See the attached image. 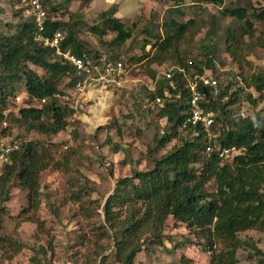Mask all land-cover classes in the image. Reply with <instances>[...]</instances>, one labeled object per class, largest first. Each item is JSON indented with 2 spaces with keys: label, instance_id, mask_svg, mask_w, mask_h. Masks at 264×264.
I'll list each match as a JSON object with an SVG mask.
<instances>
[{
  "label": "trees",
  "instance_id": "trees-1",
  "mask_svg": "<svg viewBox=\"0 0 264 264\" xmlns=\"http://www.w3.org/2000/svg\"><path fill=\"white\" fill-rule=\"evenodd\" d=\"M74 1L61 0L57 6L68 7ZM172 1L176 5L168 10L162 35L153 36L146 30L153 43L145 41L143 48L150 46V51L143 57L132 58L130 62L142 63L148 59L145 62L146 74L154 81L157 73L150 67L166 66L168 62L187 72L190 68L195 74L203 75L205 70H209L213 75V54L217 44L200 47L198 55L201 60L194 59L196 38L205 25L197 19L180 23L179 18L184 16L181 10L184 0ZM192 1L201 3V0ZM204 1L220 6L222 18L230 17L235 22L243 23L224 32L223 52L238 67L239 74L234 75L225 88L219 85L218 95L204 104L207 111L215 114L211 130L216 138L211 141L205 139L200 128L190 125L183 128L189 105L188 92L184 88L186 82L181 73L172 72L171 80L162 76L155 90L148 95L151 101L156 98L163 100V108L157 110V117L166 121L162 135L154 139V148L148 149L152 168L134 170L131 177L119 179L102 209L105 226L101 227L98 235L100 241L105 238L112 240L118 264H133L138 254L151 255L160 248L169 219L175 226H184L197 238L195 246L209 255L208 264H244L237 256L240 251L247 252L245 264H264V252L240 238L246 232L264 233V116L258 114L255 118L242 119L238 110L243 101L252 109L263 104L260 112L264 115V71L251 73L252 64L247 61L255 47L264 48L260 39H255L252 23L253 20L264 24V0H260L261 8L252 12V20H249L245 8L231 9L223 5L224 0ZM41 2L45 8L52 5L50 0ZM57 6L52 7L54 12L58 10ZM115 13L116 9L101 13L97 24L88 27L87 32L99 37L113 34L115 37L109 45L120 48L131 39L132 31L114 18ZM76 24L72 15L66 23L61 19L47 20L42 37L50 39L54 33L61 31L65 34L59 46L61 51H69L77 58L83 53L91 55L73 30ZM210 24L204 34V40L208 43L212 39L219 40L215 37L213 21ZM10 28V33L0 30V139L10 130L1 129L5 121L42 136L58 135L67 129L68 118L74 115L68 103L63 101L65 91L59 87L64 79L70 78L67 88L71 89L76 80L75 71L67 62L55 58L53 49L36 41L38 32L33 19L19 22L15 30L14 27ZM245 38L249 42H245ZM93 57L98 58V53ZM117 59L118 55L112 56L107 62H117ZM31 67L42 70L44 75H38ZM20 81L24 82V90L29 98L25 103L28 105L18 107L14 113L7 104L10 98L14 100L15 87ZM170 82L175 87L174 91L169 87ZM245 89L257 97L246 93ZM198 90L210 94V89L203 88L201 83H198ZM33 100L35 102L30 103ZM6 111L10 112L5 116ZM112 129L120 132L119 127ZM73 135L76 137V131ZM175 139L179 144L156 159L155 156ZM207 146L214 149L210 154H205ZM216 146L221 150L239 151V154L231 162L226 159L222 164L219 152L215 151ZM50 147L54 146L23 142L18 152L10 154L12 163L0 168V213L2 204L9 201L11 188L15 187L26 192L28 202L19 218H23V222L38 223L31 218L41 205V172L48 168L65 174L72 171L68 148L62 149V153L59 150L58 160L53 157ZM117 148L112 147L114 151ZM209 186L215 187V191L209 193ZM80 195L74 193L69 200L79 203ZM80 211L84 216L85 212L90 213V209L83 207H80ZM28 214L31 217H27ZM9 248L12 250L11 245ZM181 261L190 264L184 257Z\"/></svg>",
  "mask_w": 264,
  "mask_h": 264
},
{
  "label": "rangeland",
  "instance_id": "rangeland-1",
  "mask_svg": "<svg viewBox=\"0 0 264 264\" xmlns=\"http://www.w3.org/2000/svg\"><path fill=\"white\" fill-rule=\"evenodd\" d=\"M50 1L52 5L45 8L47 14L54 16L55 19L60 18L65 23L72 15L77 23L73 30L86 45L87 51L92 53L91 57L95 53L103 59L118 55V59L126 63L127 69L118 87L93 85L86 89L80 98H71L72 102L77 103L82 109L76 116L68 118L69 126L58 135L42 136L35 131L28 132L23 126L8 124L9 139H16L22 144L36 142L46 147L54 146L50 148L53 150V157L58 160L60 151L62 153V149L68 148L72 171L65 174L48 168L41 172V205L31 218L37 220V224L31 221L23 222V218H19L28 205L26 192L11 188L9 201L2 204L0 213V264H118L112 240L105 238L100 241L98 235L101 227L105 226L102 212L104 203L112 194L119 179L131 177L134 170L145 171L152 168V163L148 159V149L154 148V139L162 135L166 125L165 120L158 119V111L152 108L148 97L157 86V82L146 74L145 62L148 59L142 63L130 60L143 57L150 51V46L143 48L145 41L153 43L146 30L153 36H161L168 10L176 3L172 0H118L109 5L105 4L104 0H76L68 7L62 5L65 10L57 6L61 4V0ZM203 1L194 3L192 0H184L181 6L184 16L178 18L180 23L191 19L204 23V30L196 38L192 57L200 61L198 55L200 47L216 43L213 76L216 75L220 87L225 88L234 75L238 76L239 70L223 52L224 32L227 28H236L243 23L235 22L230 17L222 18L220 6ZM260 4V0H224L223 5L231 9L238 7L247 9L249 20H252L251 14L261 8ZM56 6L60 10L54 12L52 7ZM111 9H116L114 18L132 31L131 39L120 48L109 45L115 37L113 34L99 37L87 32L88 27L97 24L101 13ZM27 10L28 8L17 0H0V30L10 33L12 30L10 27H14L15 30V25L19 22L30 19L26 14ZM210 21H213L215 37L219 40L212 39V42L208 43L204 40V34L211 26ZM252 23L255 39H260L264 46V24L253 20ZM255 39L251 42L254 43ZM245 42H249V39L245 38ZM247 61L252 64L251 73L264 71V48L255 47ZM170 64L172 63L168 62L165 65ZM32 69L38 75H44L42 70ZM150 69L158 74L156 81H159L167 70L162 66H152ZM210 73L206 72L214 78ZM69 80L70 78H66L62 81L59 87L61 91L68 90ZM237 81L240 83L239 78ZM245 92L257 97L248 89H245ZM15 95L25 100L23 81L16 84ZM111 95L112 102L109 104ZM105 102L107 105L105 115L97 122L94 112ZM19 105L20 103H16L13 98H10L7 104L11 112L18 107L21 108ZM262 109V105L252 109L243 101L238 110L243 111L248 117L255 118L258 114L264 116L260 112ZM111 127H119L120 132L116 129L111 130ZM74 131L76 137L73 135ZM177 144L179 141L173 140L155 158H159ZM113 146L118 147V152L112 149ZM214 191L215 187H208L209 193ZM74 193H81L79 203L69 200ZM80 207L90 209V213L85 212L84 216ZM28 215L27 217H31V214ZM240 238L255 244L264 252V233L246 232L241 234ZM161 243L163 245L155 249L151 255L138 254L133 264H185L181 261L182 257L190 261V264H208L209 255L195 246L198 243L197 238L184 226H175L171 219L166 222ZM9 245L12 246V250ZM246 255L247 252L238 253L241 263H247Z\"/></svg>",
  "mask_w": 264,
  "mask_h": 264
},
{
  "label": "built area",
  "instance_id": "built-area-1",
  "mask_svg": "<svg viewBox=\"0 0 264 264\" xmlns=\"http://www.w3.org/2000/svg\"><path fill=\"white\" fill-rule=\"evenodd\" d=\"M118 0H105L108 4H114ZM25 2V0H23ZM28 7L31 10V13L35 17L36 26L38 27L39 32L43 31V22L45 20V12L42 10V6L39 0H29ZM64 37L60 32H57L53 35V38L49 41H46L45 44L50 47H54L57 51V55L62 56V58L70 65L75 71V85L72 89L66 92L64 96V101L70 104V108L75 110L80 109L81 107L77 103H73L71 98H80V96L86 91L90 86L101 85H116L118 86L119 81L124 78L126 66L121 61L117 62H106L103 59L94 61L89 57L83 55L80 58H77L70 54L69 51L60 53L59 45L63 41ZM163 76L167 80H171L172 72L178 71L183 75V78L186 82L184 88L188 92V102L189 105L187 118L184 122L183 128L186 125H190L193 128H200L201 132L204 134L205 138L211 140L215 138V134L212 133L211 128L214 124V114L205 109L204 104H207L211 98H214L218 95V85L217 81L214 79H207L203 76L190 75L185 70L178 68L177 66H169L166 68ZM193 73L192 70H190ZM198 83H201V86L204 88L207 87L210 89V94L207 95L204 91L198 90ZM169 87L172 90H175V87L172 82L169 83ZM16 103H23L21 97H15ZM163 108V100L156 98L152 103V108ZM244 118L245 116L241 114ZM6 127V123L2 124ZM206 152L209 154L213 151L211 146H207ZM19 148L18 143L12 142L7 143L4 140L0 145V164H6L10 161L9 155L11 152L17 151ZM217 151L220 149L217 148ZM229 150L220 151V156L228 158L230 155ZM236 154V153H235Z\"/></svg>",
  "mask_w": 264,
  "mask_h": 264
},
{
  "label": "clouds",
  "instance_id": "clouds-1",
  "mask_svg": "<svg viewBox=\"0 0 264 264\" xmlns=\"http://www.w3.org/2000/svg\"><path fill=\"white\" fill-rule=\"evenodd\" d=\"M28 2H29V0H25V2H23V0L21 1V3L22 4H24L27 8H28V10L26 11V14H27V16L29 17V18H31V19H33V21H34V24H35V27H36V29H37V32H38V34H37V37H36V41L37 42H42L43 43V46L44 47H48V48H50V49H53L54 50V55H55V58H57V59H59V60H63V61H65L63 58H62V56H59V55H57V51H56V49L54 48V47H50L49 45H46L45 44V42L46 41H49V40H51L52 38H53V36H52V38H50V39H47V38H43L42 37V34L44 33V30H45V22L47 21V20H51V21H53V20H55V18H53L54 16H51V15H48L47 14V12H46V10H45V7L43 6V4H42V2H41V0H39V2H40V4H41V6H42V10L45 12V20H44V22H43V31H41V32H39V30H38V27L36 26V20H35V17L33 16V14L31 13V10H30V8L28 7ZM104 3L105 4H108V3H106L105 2V0H104ZM109 5H113V4H109ZM56 19H60V18H56ZM57 32H60L62 35H63V37H64V39H65V34L64 33H62L61 31H57ZM56 32V33H57ZM55 34V33H54ZM53 34V35H54ZM63 39V40H64ZM62 43V42H61ZM60 43V44H61ZM60 46V45H59ZM59 49V52L60 53H64V52H67V51H61L60 50V48H58ZM83 55H85V56H87V57H89L90 59H92V60H94V61H97V60H99V59H103L102 57H98V58H94V57H91V55H88V54H86V53H83L82 55H81V57L83 56ZM103 60H105L106 62H107V59H103ZM120 61V60H119ZM66 62V61H65ZM125 64V66H126V63H124ZM170 66H172V64H170ZM175 66V65H174ZM163 67H165V69L166 68H168L169 67V65H166V66H162V68ZM178 68H180V67H178ZM126 69H127V67H126ZM180 69H182V68H180ZM183 70H185V69H183ZM186 71V70H185ZM187 72V71H186ZM206 72H210L209 70H205V72H204V74L203 75H198V74H195L194 72L193 73H191L190 72V68H189V71L187 72L188 74L190 73V75H197V76H203V77H205V78H207V79H214V80H216V78L217 77H214L211 73V75L214 77V78H212L210 75H207L206 74ZM158 75V74H157ZM163 76V75H162ZM164 77V76H163ZM158 77H156V79H157ZM156 79H155V82H158V81H156ZM166 79V78H165ZM167 80V79H166ZM217 81V80H216ZM157 84V83H156ZM75 85V84H74ZM217 85H218V92H219V84H218V82H217ZM105 86H107V87H114V88H116V87H118V86H116V85H105ZM74 87V86H73ZM72 87V88H73ZM203 87V86H202ZM71 88V89H72ZM90 88V87H89ZM204 88V87H203ZM88 89V88H87ZM171 89V88H170ZM70 89H68V90H65V95L64 96H66V92L67 91H69ZM172 90V89H171ZM172 91H174V90H172ZM151 92H153V91H151ZM108 94V93H107ZM16 97V96H15ZM15 97H14V101H15ZM20 97V96H19ZM22 98V97H21ZM64 98V97H63ZM24 101H23V103H21L19 106L22 108V107H27V105H28V103H25V101H28V96L26 95V93H25V95H24ZM212 99V98H211ZM23 100V99H22ZM155 100V99H154ZM153 100V101H154ZM63 101H64V99H63ZM153 101H151V104L153 103ZM35 102V100H33L32 102H30V103H34ZM44 101H42V103H43ZM65 102V101H64ZM111 102H112V95L110 96V98H109V104H111ZM67 104V103H66ZM32 105H35V104H32ZM68 105V107H70V104H67ZM164 105V104H163ZM260 105H262L263 106V104H260ZM259 105V106H260ZM110 106V105H109ZM258 106V107H259ZM257 107V108H258ZM154 108H156L157 110L158 109H160V108H157V107H154ZM82 108H80V109H78V110H76V112H75V110H73V112H74V115L73 116H76L77 114H78V112H79V110H81ZM8 112H10V111H6L5 113H4V115L6 116V114L8 113ZM14 113H16L17 112V109L15 110V111H13ZM241 114H243L245 117L243 118L242 116H241ZM72 116V117H73ZM240 116L242 117V119H245V118H247L248 116H246L244 113H243V111L241 112L240 111ZM214 118H215V114H214ZM3 123H6V127H4L2 124ZM2 124H1V129H7L8 128V123L5 121V122H3ZM214 125V124H213ZM212 131V130H211ZM7 133V132H6ZM212 133H213V131H212ZM214 134V133H213ZM204 135V134H203ZM216 136V135H215ZM205 137V136H204ZM216 138V137H215ZM215 138H213V139H215ZM206 139V138H205ZM4 140H6V142L7 143H12V142H16V143H18V145H19V148H18V150L17 151H14V152H18L19 150H20V148H21V145H22V143H20V142H18L16 139H9V137H8V134H5L1 139H0V145H1V143L4 141ZM206 140H208V139H206ZM212 140V139H211ZM211 140H208V141H211ZM217 148L219 147V146H216ZM208 148V147H207ZM206 148V149H207ZM212 148V147H211ZM216 148V149H217ZM213 149V148H212ZM220 149V148H219ZM214 150V149H213ZM215 151H217V150H215ZM220 151H225V150H219L218 152H219V156H220ZM230 151V150H229ZM12 153V152H11ZM10 153V154H11ZM236 153V154H235ZM205 154H208L207 152H205ZM210 154V153H209ZM239 154V151H236V150H232V151H230V156L228 157V158H225V157H221L220 156V159H221V162H222V164L226 161V159H229V162H231L232 160H233V158L235 157V156H237ZM9 158H10V155H9ZM12 162H8V163H6V164H11ZM6 164H0V168L1 167H3V165H6Z\"/></svg>",
  "mask_w": 264,
  "mask_h": 264
},
{
  "label": "bare ground",
  "instance_id": "bare-ground-1",
  "mask_svg": "<svg viewBox=\"0 0 264 264\" xmlns=\"http://www.w3.org/2000/svg\"><path fill=\"white\" fill-rule=\"evenodd\" d=\"M106 107H107L106 102L104 104H100L98 106V109H96L94 112L95 113L94 114L95 115V121H97V122L101 121L102 117H104V115H105Z\"/></svg>",
  "mask_w": 264,
  "mask_h": 264
}]
</instances>
